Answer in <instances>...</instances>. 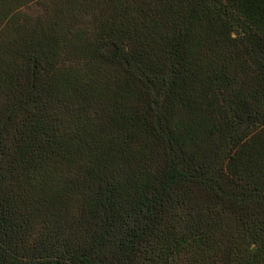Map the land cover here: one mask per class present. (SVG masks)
<instances>
[{
  "label": "trees",
  "instance_id": "1",
  "mask_svg": "<svg viewBox=\"0 0 264 264\" xmlns=\"http://www.w3.org/2000/svg\"><path fill=\"white\" fill-rule=\"evenodd\" d=\"M0 264H264V0H0Z\"/></svg>",
  "mask_w": 264,
  "mask_h": 264
}]
</instances>
